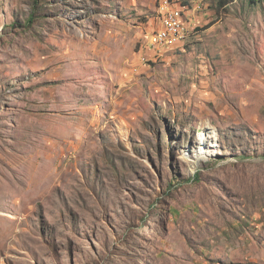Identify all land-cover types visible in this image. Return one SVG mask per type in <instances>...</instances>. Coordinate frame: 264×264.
<instances>
[{
	"label": "rangeland",
	"instance_id": "obj_1",
	"mask_svg": "<svg viewBox=\"0 0 264 264\" xmlns=\"http://www.w3.org/2000/svg\"><path fill=\"white\" fill-rule=\"evenodd\" d=\"M172 1L0 0V264H264V0Z\"/></svg>",
	"mask_w": 264,
	"mask_h": 264
},
{
	"label": "bare ground",
	"instance_id": "obj_2",
	"mask_svg": "<svg viewBox=\"0 0 264 264\" xmlns=\"http://www.w3.org/2000/svg\"><path fill=\"white\" fill-rule=\"evenodd\" d=\"M174 3L175 2L172 0H160L159 13L161 19L163 20V24L158 30L154 31L152 37H156V39H163V45H167L173 40L185 39L188 35L183 8L175 5ZM173 18L176 19L177 24H181L182 27H180V34H172V41H170L171 33H178V26ZM207 138L202 139L206 141Z\"/></svg>",
	"mask_w": 264,
	"mask_h": 264
},
{
	"label": "built area",
	"instance_id": "obj_3",
	"mask_svg": "<svg viewBox=\"0 0 264 264\" xmlns=\"http://www.w3.org/2000/svg\"><path fill=\"white\" fill-rule=\"evenodd\" d=\"M174 19V18H173ZM175 23L177 24L176 19H174ZM178 26V33H171V39L172 41V34H180V27L181 24H177ZM154 48H163V39H156V37H150V39L145 43V45L142 47V54H146L151 52Z\"/></svg>",
	"mask_w": 264,
	"mask_h": 264
},
{
	"label": "trees",
	"instance_id": "obj_4",
	"mask_svg": "<svg viewBox=\"0 0 264 264\" xmlns=\"http://www.w3.org/2000/svg\"><path fill=\"white\" fill-rule=\"evenodd\" d=\"M231 1H233V0H221L220 4H221L222 6H225V5H227L228 3H230Z\"/></svg>",
	"mask_w": 264,
	"mask_h": 264
},
{
	"label": "crops",
	"instance_id": "obj_5",
	"mask_svg": "<svg viewBox=\"0 0 264 264\" xmlns=\"http://www.w3.org/2000/svg\"><path fill=\"white\" fill-rule=\"evenodd\" d=\"M186 21V20H185Z\"/></svg>",
	"mask_w": 264,
	"mask_h": 264
}]
</instances>
